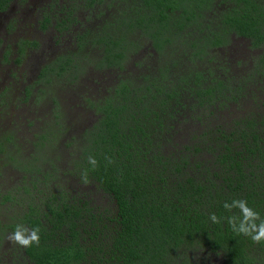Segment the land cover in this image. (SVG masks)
Segmentation results:
<instances>
[{"label": "trees", "instance_id": "trees-1", "mask_svg": "<svg viewBox=\"0 0 264 264\" xmlns=\"http://www.w3.org/2000/svg\"><path fill=\"white\" fill-rule=\"evenodd\" d=\"M11 1L0 0V13ZM109 1L87 0L86 7L105 4L109 10ZM121 1L113 22H104L90 38L101 56L96 66L121 71V42L135 31L150 40L158 65L143 87L121 83L95 104L98 118L81 140L78 177L96 185L110 205L100 209L63 193L30 208L20 219L28 229H39L40 244L24 247L27 259L32 264H203L212 257L219 264H264V241L234 232L227 218L240 216V210L223 207L246 200L264 219V114L207 125L180 142L177 137L190 120L201 123L225 105H237L248 82L258 85L264 110V0ZM61 12V28L74 23L73 10ZM231 35L258 51L245 77L220 76L209 65L213 50L226 47ZM71 70V59L64 58L41 78ZM212 213L221 223L209 219Z\"/></svg>", "mask_w": 264, "mask_h": 264}, {"label": "rangeland", "instance_id": "rangeland-1", "mask_svg": "<svg viewBox=\"0 0 264 264\" xmlns=\"http://www.w3.org/2000/svg\"><path fill=\"white\" fill-rule=\"evenodd\" d=\"M108 3L112 9L105 4L88 8L87 0H12L0 13V264H32L24 247L7 237L17 225L27 228L20 218L50 195L79 197L100 209L110 205L96 185L83 184L78 177L81 140L98 118L94 105L111 97L121 83L143 87L144 77L156 70L158 57L150 40L135 31L121 42L125 61L121 71L96 66L101 56L90 38L123 9L121 0ZM62 7L73 10L74 23L68 21L65 28L57 24L64 18ZM213 51L215 58L209 63L213 72L233 78L249 75L251 59L258 54L247 40L234 35L226 47ZM64 58L71 59L70 73L41 78L43 70ZM257 87L248 82L237 105L229 103L201 123L187 122L177 134L179 142L207 125L227 126L238 116L264 114ZM219 262L209 257L203 264Z\"/></svg>", "mask_w": 264, "mask_h": 264}, {"label": "clouds", "instance_id": "clouds-1", "mask_svg": "<svg viewBox=\"0 0 264 264\" xmlns=\"http://www.w3.org/2000/svg\"><path fill=\"white\" fill-rule=\"evenodd\" d=\"M89 163L95 166L97 161L94 157L90 156ZM223 207L229 211L233 208H238L240 210V216L232 215L227 218V223L234 232L248 236L256 243L264 241V219H261L259 212L248 206L246 200H233L231 204L225 202ZM209 219L215 224L221 223L223 218H219L215 213H212ZM257 221H259V223H257ZM7 239L25 248L31 247L33 244L39 246V229H28L22 225H17Z\"/></svg>", "mask_w": 264, "mask_h": 264}]
</instances>
